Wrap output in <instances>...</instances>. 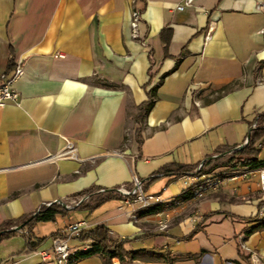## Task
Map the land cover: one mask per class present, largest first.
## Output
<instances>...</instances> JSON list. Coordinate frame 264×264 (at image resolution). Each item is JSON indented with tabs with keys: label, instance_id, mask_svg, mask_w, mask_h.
<instances>
[{
	"label": "crops",
	"instance_id": "obj_1",
	"mask_svg": "<svg viewBox=\"0 0 264 264\" xmlns=\"http://www.w3.org/2000/svg\"><path fill=\"white\" fill-rule=\"evenodd\" d=\"M134 2L145 46L131 37ZM181 2L0 0V76L11 58L23 68L18 103L0 110V223L53 202L70 210L56 216L53 223L63 226L48 235L40 233L43 222L36 225L38 237H49L32 254L13 244L15 237L7 240L5 261L57 264L38 252L50 247L51 234L77 222L83 230L104 225L127 250L170 253L174 264H247L251 252L264 261V229L243 237L264 219L257 173L136 220L121 196L86 208L99 192L79 195L131 185L137 176L146 194L171 202L182 179L211 175L225 167L207 172L213 164L249 141L264 112V0H194L178 11ZM154 86L157 100L139 125L137 107ZM66 140L76 159L58 158ZM258 145L264 162V139ZM176 165L192 169L176 175ZM68 243L72 252L90 248L76 238ZM75 264L103 262L91 256Z\"/></svg>",
	"mask_w": 264,
	"mask_h": 264
},
{
	"label": "trees",
	"instance_id": "obj_2",
	"mask_svg": "<svg viewBox=\"0 0 264 264\" xmlns=\"http://www.w3.org/2000/svg\"><path fill=\"white\" fill-rule=\"evenodd\" d=\"M166 34H170L169 29H164L161 32L162 39L165 42H167V39L165 40ZM166 48H167V43L165 44V50ZM14 66L15 65L11 58L9 60L7 72H9ZM157 87L158 86H154L148 93V99L137 107V113L134 118L135 123L141 125L147 114L154 106L157 100L156 97ZM136 135L138 136L140 135V128L136 130ZM263 139H264V112L257 115L254 127L251 128L248 143L241 150L234 151L233 155L230 156L228 159H226L224 162L213 164L211 168L207 170V172L211 171L212 169H216L217 167L220 166H225V167L228 166L232 168L238 166H247L253 170L263 167L264 162L258 160V156L260 153L258 144H260L263 141ZM191 169L192 168H190L189 166L176 165V170H177L176 175H181L182 173L189 171ZM166 170L167 169H165L164 171ZM198 173H206V172H203V168H202L199 169ZM115 189L116 188L110 190H104L105 193H100L99 192L100 188L91 187L87 190L80 192L79 195L92 194L98 191L99 196L96 199V202L93 204L89 203L85 206L86 208H94L103 201L110 199L112 197H116V195L114 194ZM192 197L193 194L190 191L183 189L182 193L178 197L173 199L171 202H167V203L162 202L160 204L152 205L146 209H142L138 217L160 213L167 206L176 205L179 203L181 199L185 200L187 198H192ZM69 211L70 210L61 207L60 204H58L57 202H53L50 204L41 205L40 208L32 214H27L17 219L6 220L0 223V242H2L5 239H10L16 236L18 232L13 231V228L26 222L25 226L21 229L22 234L25 238L24 253L32 254L36 252L38 247L49 237V236L41 237V238L38 237L35 232L36 225L41 222H54L58 214L66 215ZM252 221H257V219L254 218L252 219ZM263 229H264V219L259 221L257 225L250 228L244 234L243 237L244 239H246L249 233ZM62 230H64V228L51 234L50 237L64 236L62 234ZM76 239H78L81 242H90V248L83 251L72 252L69 256V260L72 264H75L76 262L91 256H100L103 264H114L113 261L115 259H117L121 264L135 260L154 261V262L165 261L168 264H174L173 263L174 259L170 253L151 252L147 250H127L124 247L126 240L117 237L104 225H98L88 230H81ZM238 248L240 252H244V250L241 248L240 243H238ZM247 256H248L247 264H251L250 256L249 255Z\"/></svg>",
	"mask_w": 264,
	"mask_h": 264
},
{
	"label": "built area",
	"instance_id": "obj_3",
	"mask_svg": "<svg viewBox=\"0 0 264 264\" xmlns=\"http://www.w3.org/2000/svg\"><path fill=\"white\" fill-rule=\"evenodd\" d=\"M194 0H182L180 4L176 6V10L183 11L188 7L193 6ZM141 24V12L135 6L132 8L130 15V30L131 37L134 40L139 41L145 46V41L141 37L140 33ZM213 31V23H210L206 30L205 39L208 41L211 37ZM64 57V55H60ZM23 75V68L20 64H16L10 72L4 73L0 76V110L3 109L8 103H18L19 93L15 88V82ZM248 141L246 142V144ZM246 144L242 145L238 149L240 150ZM58 158H77L76 147L73 142L66 140V145L64 150L58 154ZM257 173L258 185L261 191L264 192V167L253 170L247 166L238 167H222L217 170H213L211 175H206L202 179L195 178H185L183 183V189L190 191L194 198H201L207 192L211 190H216L222 185L225 180H238L240 178H245L249 174ZM145 182L139 179L137 176L132 178L131 185H120L114 190V194L121 196L123 201L131 206L133 209L130 212V217L134 220L138 219V211L146 209L152 205L160 204L163 201L161 195H149L145 193L144 190ZM100 193H105L104 190H100ZM87 199V196L75 202L78 205L82 201ZM66 208L74 207V205L64 204ZM83 223L77 222L67 225L62 234L64 236L52 237L51 245L48 249L42 250L39 253L42 259L54 258L57 264H72L69 260V256L72 253L69 240L77 238L79 232L82 229ZM167 225L160 222V229L166 228ZM241 248L246 251L247 247L242 240ZM88 249V248H87ZM251 264H264V261L257 255L256 252H251L249 254ZM1 264H12L10 261H5Z\"/></svg>",
	"mask_w": 264,
	"mask_h": 264
},
{
	"label": "rangeland",
	"instance_id": "obj_4",
	"mask_svg": "<svg viewBox=\"0 0 264 264\" xmlns=\"http://www.w3.org/2000/svg\"><path fill=\"white\" fill-rule=\"evenodd\" d=\"M181 181H182V184H183L184 183V179H182ZM149 195H152V194H149ZM43 225H44V227H40V233H41L42 236L43 235H48L50 233V231L55 230L56 227H62L63 226V222L59 221L58 224L53 223V222H43L42 226ZM14 237H15V240L12 242L13 244L18 245V244L21 243L22 246L23 245L25 246V238H24L23 234L22 235H18L17 234ZM14 237H12V238H14ZM7 240H9V239H5L2 242H0V264L3 263L7 259L5 257L8 256L7 249H9V244L10 243H7L8 242Z\"/></svg>",
	"mask_w": 264,
	"mask_h": 264
},
{
	"label": "water",
	"instance_id": "obj_5",
	"mask_svg": "<svg viewBox=\"0 0 264 264\" xmlns=\"http://www.w3.org/2000/svg\"><path fill=\"white\" fill-rule=\"evenodd\" d=\"M63 206H65L64 204H62ZM26 222L20 224L19 226H16L15 228H13V231L19 232L21 231V229L25 226Z\"/></svg>",
	"mask_w": 264,
	"mask_h": 264
}]
</instances>
